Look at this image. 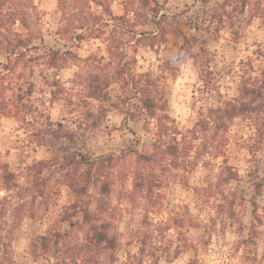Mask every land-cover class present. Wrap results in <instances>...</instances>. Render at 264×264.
I'll return each mask as SVG.
<instances>
[{
  "label": "rangeland",
  "instance_id": "1",
  "mask_svg": "<svg viewBox=\"0 0 264 264\" xmlns=\"http://www.w3.org/2000/svg\"><path fill=\"white\" fill-rule=\"evenodd\" d=\"M156 1L159 18L168 27L167 40L161 41L155 24L140 25L137 32L151 35L139 43L126 36L123 50L129 61L127 77L149 72L159 80L170 123L181 130L190 128L201 109L236 95L240 75L264 78V0ZM35 3L40 10L35 24L43 38L37 44L71 51L67 67L59 71L48 69L44 63L34 65L37 86L32 101L39 111L50 114L55 122H63L75 135L71 147L93 157L129 151L132 146L139 151L150 150L155 130L138 111L137 99L128 87L111 84L110 99L105 102L87 96L90 76L112 73L117 66L108 53L110 27L100 38L87 37L78 42L58 33V0ZM112 10L123 14L122 0H116ZM191 32L199 42L184 53L182 33ZM207 62L215 71L218 85L213 91L203 87L200 77V65ZM46 78L49 82L59 80L65 90L50 94L55 87L48 86ZM126 95L130 100L125 102ZM128 108L135 113L134 120L127 115ZM30 132V126L19 119L0 118V162L9 163L24 191L12 202L23 203V220L15 224L9 212L0 224V243L12 252L15 264H50L53 252L41 248L34 252L32 243L40 235L69 230L63 214L73 194L61 182L60 171L53 168L42 173L46 195L33 198L35 171L28 168L51 158L52 152L32 142ZM217 146L222 147L218 157L213 155ZM135 159L133 154L127 157L130 162ZM230 169L238 176L228 180ZM172 171L174 174L162 175L161 207L148 215L141 203L121 200L122 185H115L107 200L117 207L113 219L120 242L117 259L111 263L103 256L93 264H264V127L255 115L235 118L225 132L215 131L214 123H210L196 140L192 163ZM257 182L262 184L260 193L256 192ZM197 187H208L212 194L198 196ZM5 193L0 191V195ZM176 217L185 220L182 226L174 220ZM189 217L193 224H189ZM146 230L151 235L148 241L152 254L141 257L139 243ZM83 235L80 228L67 241Z\"/></svg>",
  "mask_w": 264,
  "mask_h": 264
},
{
  "label": "trees",
  "instance_id": "2",
  "mask_svg": "<svg viewBox=\"0 0 264 264\" xmlns=\"http://www.w3.org/2000/svg\"><path fill=\"white\" fill-rule=\"evenodd\" d=\"M116 0H58L61 13L58 33L82 42L87 37L100 38L108 32V53L110 59L117 61L112 73H94L89 78L87 96L105 102L110 99L108 88L118 83L122 88L128 87L137 99L140 114L148 124H152L151 149L139 151L122 150L120 153H108L93 157L88 153L74 149V132L66 128L63 122H55L50 114L42 113L32 101L36 89L33 79L34 65L44 63L48 69L59 71L67 67L71 51L61 52L47 45L37 44L43 40L36 26L40 10L36 0H0V118L14 117L25 122L31 128V140L39 146H46L52 157L36 161L28 169L33 173L31 190L34 199L46 195L42 175L45 169L57 168L61 182L71 189L72 202L63 214L69 230L55 231L40 235L33 241L34 252L41 248L44 252H53L54 261L50 264H93L100 257H107L113 263L117 259L120 246L117 232L114 231L113 219L117 207L107 197L115 185H122L120 199L129 203H141L148 215L158 210L163 202L161 188L165 184L162 175L174 174L172 170L187 168L192 163L193 150L200 134L214 123L215 131H227L229 123L243 115H255L258 123L264 127V78L253 75H240L237 93L233 97H223L201 109L196 124L185 130L170 123L167 102L159 80L149 72L133 73L127 77L126 64L129 62L123 50L127 43L126 36L141 42L151 35L146 31L137 32V27L155 24L160 32L161 41H166L168 27L159 18L160 9L156 0H122L123 14H115L112 4ZM159 18V19H158ZM139 35V36H138ZM138 36V37H137ZM182 52L191 51L199 42L194 33H182ZM152 38L153 35L151 36ZM157 37V36H156ZM131 40V39H130ZM202 50L203 47H202ZM126 59V61H124ZM136 62V59H133ZM200 77L204 88L218 89L215 71L210 64L200 65ZM45 77V76H44ZM46 82L49 80L46 78ZM50 94L55 95L65 90L59 80L49 82ZM127 94V93H126ZM130 100L126 95L124 101ZM52 101V100H51ZM127 115L134 120L135 113L127 109ZM70 142V143H66ZM69 144V145H68ZM222 147H215L213 155L218 157ZM135 156L130 162L127 157ZM58 172V171H57ZM236 171L230 169L227 179L236 178ZM43 184V185H42ZM261 183L255 184L256 192H261ZM0 224L8 213L14 223L23 220V203L12 205L13 197L21 198L23 194L18 174L7 162H0ZM198 196L209 197L212 192L208 187L195 188ZM205 192V193H204ZM189 224L192 219L189 217ZM182 226L183 218H174ZM84 229L83 237L67 241L72 233ZM166 229H170L166 227ZM161 232L162 229H160ZM76 234V233H74ZM148 230L139 243L141 257L150 253ZM0 264H15L12 252L0 243ZM3 247V248H2ZM179 251H176V254Z\"/></svg>",
  "mask_w": 264,
  "mask_h": 264
}]
</instances>
